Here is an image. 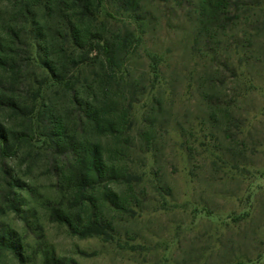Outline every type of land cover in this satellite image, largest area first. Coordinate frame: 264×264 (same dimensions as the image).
<instances>
[{"label": "rangeland", "instance_id": "obj_1", "mask_svg": "<svg viewBox=\"0 0 264 264\" xmlns=\"http://www.w3.org/2000/svg\"><path fill=\"white\" fill-rule=\"evenodd\" d=\"M130 1L103 0L91 23L102 21L107 34L125 25L136 39L125 74L112 78L133 100V142L122 155L137 182L133 203L111 212L115 233L107 240L70 234L51 220L52 205L73 202L55 170L60 158L33 127L16 154L2 159L27 186L15 190L20 204L13 210L0 181V223L15 232L23 255L0 248V264H43L47 249L77 264H264V12L201 36L199 0H133L129 9ZM10 11L0 5V30ZM53 25L46 27L52 35ZM18 47L21 69L0 70V86L29 102L43 68L34 45ZM100 72L98 63L85 66L79 80ZM46 89L40 101L68 115L67 93ZM0 122L30 126L7 109H0ZM147 123L155 133L150 145L139 138ZM112 187L127 192L123 184Z\"/></svg>", "mask_w": 264, "mask_h": 264}, {"label": "trees", "instance_id": "obj_2", "mask_svg": "<svg viewBox=\"0 0 264 264\" xmlns=\"http://www.w3.org/2000/svg\"><path fill=\"white\" fill-rule=\"evenodd\" d=\"M102 2L0 0V5L11 6L9 23L0 30V70L19 72V44L34 45L36 58L43 68L41 81L29 102L21 101L0 86V109H7L30 125L28 130H15L0 122V181L2 196L8 206L17 210L20 201L15 190H23L27 185L6 169L2 159L15 155L27 132L36 128L47 149L60 158L55 170L61 176L65 194L73 202L70 208L52 205L51 220L65 226L70 234L107 240L115 233L111 212L130 209L134 198L131 191L137 183L132 181L135 174L122 160L127 145L133 142V100L112 81L114 75L125 74L124 63L132 52L130 43L136 39L133 30L125 25L123 31L110 34L102 21L96 27L92 25L91 20ZM128 6L130 9L137 5L131 0ZM256 9L264 12V0H199L197 33L207 36L214 25L226 28L241 15L248 20ZM128 17L133 16L128 13ZM51 21L53 35L46 30ZM77 49H85V56L95 50V55L86 59ZM95 63L102 73L88 81L79 80V70ZM48 86L59 87L67 93V103L71 106L68 115L40 101ZM156 104L150 105V115ZM139 133L144 145L153 143L155 133L151 123L143 125ZM112 184L125 185L127 192H117ZM19 242L15 232L0 223V248L22 260ZM41 258L43 264H77L56 257L48 249L42 252Z\"/></svg>", "mask_w": 264, "mask_h": 264}]
</instances>
